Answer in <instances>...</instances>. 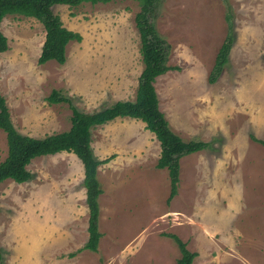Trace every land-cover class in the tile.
<instances>
[{"label": "rangeland", "instance_id": "rangeland-1", "mask_svg": "<svg viewBox=\"0 0 264 264\" xmlns=\"http://www.w3.org/2000/svg\"><path fill=\"white\" fill-rule=\"evenodd\" d=\"M138 10L135 0L55 5L63 25L81 35L66 46L64 63H38L39 21L3 18L0 94L18 132L43 137L70 127L68 104L46 100L52 89L84 112L134 99L143 68ZM227 12L233 44L210 83ZM154 22L177 67L155 81L160 109L183 140L208 148L180 159L168 201L159 142L142 121L118 117L92 128L94 156H110L97 169V252L77 251L88 236L81 161L65 151L34 158L29 181L0 184V264H176L169 233L197 253L193 264H264V144L256 141H264V0H159ZM6 154L0 129V161Z\"/></svg>", "mask_w": 264, "mask_h": 264}, {"label": "trees", "instance_id": "trees-1", "mask_svg": "<svg viewBox=\"0 0 264 264\" xmlns=\"http://www.w3.org/2000/svg\"><path fill=\"white\" fill-rule=\"evenodd\" d=\"M114 0H0V25L6 15L32 17L39 21L45 31L44 41L38 56V63L49 60L64 63L66 46L71 41H80V33L66 28L60 16L53 11L57 4L75 7L83 3H108ZM139 10L134 16L139 34V52L143 68L138 77L133 100H116L114 103L93 112L79 110L59 90L52 89L46 97L49 103H67L70 110V127L67 130L35 137L22 134L15 128L3 95L0 94V129L5 132L7 154L0 161V184L11 179L16 183L29 181L33 174L28 169L31 161L39 156L53 155L59 152H71L77 156L83 166V186L85 202L88 208V236L85 243L77 249L98 251L101 232L99 230V201L102 188L97 177L100 164L109 161L110 156L98 159L91 146V130L118 117H130L140 120L159 142V156L156 167L166 169L169 177V195L171 200L178 191L180 159L190 153L208 148L209 143L201 140H183L169 126L164 112L160 109L155 89L157 77L169 70L177 69L168 64L169 43L158 33L155 26V12L159 0H135ZM227 33L214 58L208 81L214 83L229 60L233 44V22L231 13L225 15ZM8 49L7 37L0 29V53ZM255 139V138H254ZM264 144L263 140H256ZM178 247L179 257L176 264H193L196 252L187 248L186 243L176 234H167ZM72 253H70L71 255ZM2 254L0 250V262Z\"/></svg>", "mask_w": 264, "mask_h": 264}, {"label": "crops", "instance_id": "crops-1", "mask_svg": "<svg viewBox=\"0 0 264 264\" xmlns=\"http://www.w3.org/2000/svg\"><path fill=\"white\" fill-rule=\"evenodd\" d=\"M205 142H206V141H205ZM204 150H206V149H204ZM185 156H187V155H185ZM185 156H183V157H185ZM183 157H182V158H183ZM182 158H181V159H182Z\"/></svg>", "mask_w": 264, "mask_h": 264}]
</instances>
